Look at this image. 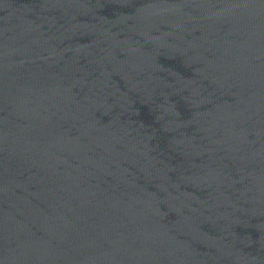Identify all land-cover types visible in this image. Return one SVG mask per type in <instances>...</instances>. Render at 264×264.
<instances>
[{"label":"water","instance_id":"obj_1","mask_svg":"<svg viewBox=\"0 0 264 264\" xmlns=\"http://www.w3.org/2000/svg\"><path fill=\"white\" fill-rule=\"evenodd\" d=\"M0 264H264V0H0Z\"/></svg>","mask_w":264,"mask_h":264}]
</instances>
